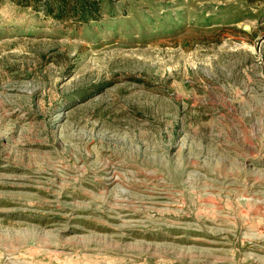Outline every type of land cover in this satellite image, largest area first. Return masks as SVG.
<instances>
[{
	"label": "rangeland",
	"instance_id": "374dc122",
	"mask_svg": "<svg viewBox=\"0 0 264 264\" xmlns=\"http://www.w3.org/2000/svg\"><path fill=\"white\" fill-rule=\"evenodd\" d=\"M56 1L0 0V264H264V0Z\"/></svg>",
	"mask_w": 264,
	"mask_h": 264
},
{
	"label": "trees",
	"instance_id": "16d2710c",
	"mask_svg": "<svg viewBox=\"0 0 264 264\" xmlns=\"http://www.w3.org/2000/svg\"><path fill=\"white\" fill-rule=\"evenodd\" d=\"M66 3L67 1L65 0H59L55 2L56 8L59 11V15L60 17H62L61 15L64 13V9L66 7ZM90 9H87V5H81V4H76V6L73 7V11L75 15H78L80 18V21H82V23H88L91 19H98L99 18V6L98 3L96 1H93L90 3ZM49 12H52V6H50L51 4H49Z\"/></svg>",
	"mask_w": 264,
	"mask_h": 264
}]
</instances>
